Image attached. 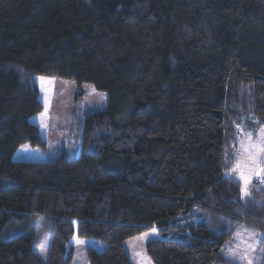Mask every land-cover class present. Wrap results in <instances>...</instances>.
<instances>
[{"label": "trees", "instance_id": "1", "mask_svg": "<svg viewBox=\"0 0 264 264\" xmlns=\"http://www.w3.org/2000/svg\"><path fill=\"white\" fill-rule=\"evenodd\" d=\"M37 77L107 95L70 158L14 157L46 148ZM243 118L264 120V0H0V264H73L74 236L131 264L153 228L152 264H237L241 226L264 264V190L226 175Z\"/></svg>", "mask_w": 264, "mask_h": 264}, {"label": "rangeland", "instance_id": "2", "mask_svg": "<svg viewBox=\"0 0 264 264\" xmlns=\"http://www.w3.org/2000/svg\"><path fill=\"white\" fill-rule=\"evenodd\" d=\"M36 82L44 109L34 116L31 122L39 127L46 148L41 151L23 146L14 157L16 160L36 161H52L62 155L70 158L76 152V141L81 139L85 118L105 111L107 95L86 83L78 85L69 80L44 77H37ZM262 129H264V120L258 122L253 118H243L240 123L234 124V160L226 175L239 181L238 171L234 170V164L239 161L249 177L247 191H250L255 185L260 188L257 179L264 178L259 175L260 169L264 168V164L261 163L264 161V152L257 153L255 163L249 159L247 152L250 143L258 145L260 142ZM159 239L161 237L155 228L127 239L124 242V247L130 257L131 264H152L146 256L145 247L148 242ZM261 244L262 234L260 232L241 226L230 241L224 245L221 252L224 257L237 264H256ZM47 246H44L45 252H47ZM71 247L73 264H90L86 257V249L93 247L100 252L103 250L104 244L90 239H78L74 236L71 239Z\"/></svg>", "mask_w": 264, "mask_h": 264}, {"label": "snow or ice", "instance_id": "3", "mask_svg": "<svg viewBox=\"0 0 264 264\" xmlns=\"http://www.w3.org/2000/svg\"><path fill=\"white\" fill-rule=\"evenodd\" d=\"M41 79H43V78H41ZM248 135L251 136V134H248ZM254 148H255V151H253ZM247 152H248L249 159L252 160L253 163H255L257 153L258 152H264V129H262V136H261V140L258 143V145H251V143H250V147L248 148ZM261 163L264 164V161H261ZM234 170L238 171V179L242 183L241 197L244 198L245 196H247L249 194L247 191V186L249 183V177L246 175L244 169L239 164V161H237L234 164ZM259 175L264 177V168L260 169ZM78 243H79V241H78Z\"/></svg>", "mask_w": 264, "mask_h": 264}, {"label": "built area", "instance_id": "4", "mask_svg": "<svg viewBox=\"0 0 264 264\" xmlns=\"http://www.w3.org/2000/svg\"><path fill=\"white\" fill-rule=\"evenodd\" d=\"M257 183H259V187L264 190V178H258Z\"/></svg>", "mask_w": 264, "mask_h": 264}]
</instances>
